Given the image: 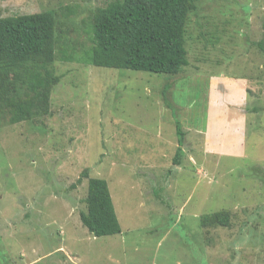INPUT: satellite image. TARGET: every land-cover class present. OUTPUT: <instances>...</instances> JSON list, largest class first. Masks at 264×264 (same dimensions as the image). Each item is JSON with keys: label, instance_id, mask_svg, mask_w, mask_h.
I'll list each match as a JSON object with an SVG mask.
<instances>
[{"label": "rangeland", "instance_id": "1", "mask_svg": "<svg viewBox=\"0 0 264 264\" xmlns=\"http://www.w3.org/2000/svg\"><path fill=\"white\" fill-rule=\"evenodd\" d=\"M112 1L0 0V18L54 13L59 77L48 114L16 124L11 101L41 105L29 66L0 88V264H264V0H195L176 76L60 61L92 48ZM86 169L108 182L121 234L82 224Z\"/></svg>", "mask_w": 264, "mask_h": 264}, {"label": "trees", "instance_id": "2", "mask_svg": "<svg viewBox=\"0 0 264 264\" xmlns=\"http://www.w3.org/2000/svg\"><path fill=\"white\" fill-rule=\"evenodd\" d=\"M195 9V0L112 1L95 16L92 48L81 56H64L60 61L179 75L189 64L185 26L189 13ZM55 28L53 12L0 18V72L3 73L0 88L15 66H29L23 74L25 84L41 102L39 107L31 100L11 101L13 124L29 119L38 110L49 112L51 89L59 82L52 67ZM257 47L264 54V43H258ZM41 56L46 57V62L37 64ZM176 134L178 147L173 163L180 166L186 133L179 121H176ZM84 178L88 179V196L87 212L80 215L82 224L97 238L121 234L108 182L90 178L88 169L77 182ZM212 219L227 225L229 214L219 212Z\"/></svg>", "mask_w": 264, "mask_h": 264}]
</instances>
